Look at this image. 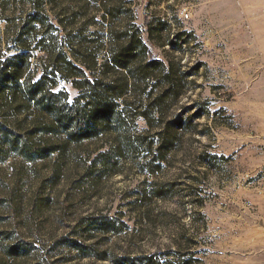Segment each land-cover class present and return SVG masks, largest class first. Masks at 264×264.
<instances>
[{
    "label": "rangeland",
    "instance_id": "1",
    "mask_svg": "<svg viewBox=\"0 0 264 264\" xmlns=\"http://www.w3.org/2000/svg\"><path fill=\"white\" fill-rule=\"evenodd\" d=\"M114 32L146 44L149 58L139 45L136 61L170 62L181 96L152 127L139 116L146 102L129 100L120 134L71 148L58 164L56 155L35 164L13 156L0 166V197L13 190L16 211L0 208V264H264V0H0V61L18 64L21 83L44 78L70 102L80 91L57 71L58 55L73 50L100 66ZM162 88L154 69L138 91L147 99ZM17 102L28 128L33 117ZM172 122L173 145L160 152L157 133ZM114 140L132 147L118 173L84 184L85 168ZM82 216L122 223L117 235L86 242L106 261L50 252ZM17 240L31 253L9 257Z\"/></svg>",
    "mask_w": 264,
    "mask_h": 264
},
{
    "label": "trees",
    "instance_id": "2",
    "mask_svg": "<svg viewBox=\"0 0 264 264\" xmlns=\"http://www.w3.org/2000/svg\"><path fill=\"white\" fill-rule=\"evenodd\" d=\"M30 20L23 26L22 35H29L32 31L33 22ZM114 33L117 34L114 41L116 47L100 66L96 57L90 60L86 54H82V59H79L73 50L70 58L58 55L57 63H61L63 68H56L57 71L65 81L80 91L71 102L65 92L45 90L44 78L34 83L28 79L21 83L18 64L8 60L0 61V166L13 156L20 158L24 164H35L56 155L55 164H58L65 159L71 148L77 149L84 142L95 140L100 135L113 132L120 134L129 100L137 99L141 105L146 102L139 116L152 127L151 122L168 107L170 97L173 96L172 101H176L181 96L178 90L179 79L170 62L153 59L136 61L135 50L139 45L141 54L149 58L146 44H141L140 40L132 36H126L124 32ZM154 69H158L162 75L163 88L155 96L142 98L138 88L145 84L150 77V71ZM20 99L25 100V110L29 112V117H33L28 128L24 125L27 127V119L30 118H19L24 113L23 106L17 102ZM175 125L173 122L168 123L157 133L160 138L158 151L169 149L173 145V135L178 127ZM128 149L131 150L132 147L125 141L114 140L104 152L92 159L81 175V181L86 185H95L103 177L117 174L119 158ZM56 173L54 169L53 175L56 176ZM14 198L13 190L6 197H0V208L16 212ZM39 200L40 206L43 199ZM121 226L120 221L108 217H79L68 226L66 237L54 241L49 248L50 252L55 254L62 249H68L76 252L80 258L106 261L108 258L103 253L98 254L86 242L91 241L96 234L117 235ZM3 240L8 241L11 238L6 234ZM31 245L29 242L17 240L14 244H7L5 253L11 258L23 257L31 253ZM150 260L149 257L135 260L123 258L114 260V263L150 264Z\"/></svg>",
    "mask_w": 264,
    "mask_h": 264
}]
</instances>
